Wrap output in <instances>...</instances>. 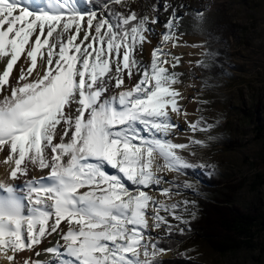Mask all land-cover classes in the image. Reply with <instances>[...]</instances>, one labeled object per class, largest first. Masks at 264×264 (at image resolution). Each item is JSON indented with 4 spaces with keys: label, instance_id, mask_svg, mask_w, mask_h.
<instances>
[{
    "label": "snow or ice",
    "instance_id": "obj_1",
    "mask_svg": "<svg viewBox=\"0 0 264 264\" xmlns=\"http://www.w3.org/2000/svg\"><path fill=\"white\" fill-rule=\"evenodd\" d=\"M169 8L145 61L158 20L133 0H0V264H164L173 236L191 232L197 205L182 195L199 193L178 177L213 174L188 157L217 140L219 121L188 119L191 73L168 51L182 17ZM191 15L205 37L191 47L223 43L203 10ZM218 55L205 50L195 66H220ZM180 120L186 143L175 142Z\"/></svg>",
    "mask_w": 264,
    "mask_h": 264
},
{
    "label": "rangeland",
    "instance_id": "obj_2",
    "mask_svg": "<svg viewBox=\"0 0 264 264\" xmlns=\"http://www.w3.org/2000/svg\"><path fill=\"white\" fill-rule=\"evenodd\" d=\"M193 1L196 3L194 10L214 13L215 17L210 20L206 31L223 42L210 40L206 48H198L193 63L180 70L185 74L191 73L190 78L185 76L183 79L194 91L196 106L193 121L199 115H203L209 123L219 121V126L212 132L217 140L206 149H193L194 160L216 165L210 177L202 170L196 171L197 176L212 180L216 185L206 186L204 190L209 191L203 192L200 180L187 177V173L193 172L188 169L186 175L178 179L192 182L199 194L187 190L182 198L195 201L218 198L219 191L222 193V188L227 185L224 189L235 208L240 212L258 210L259 216L264 217V0ZM133 3L137 12L147 11L150 16L154 14L158 24H162L171 12V8L164 11L165 3L179 8V0H133ZM154 5L157 8L155 13L152 12ZM202 39L205 37L202 36ZM205 50L219 53L215 59L220 66L211 62L206 70L195 66V61L202 58ZM224 72L227 75L222 74ZM197 100L208 103L200 105ZM197 108L202 111L197 112ZM257 127H261L259 139H256ZM189 135L205 138V134L199 132ZM260 174L261 185L253 187L256 175ZM196 210L195 219L198 218V208ZM211 211L208 231L218 233L219 219L226 215V209L220 206L217 211ZM263 228L254 230L251 247L224 254L215 251L210 240L194 239L190 233L185 237L174 235L175 247L163 255L162 260L177 259L184 264H264ZM190 248L192 251L186 258L178 256V252Z\"/></svg>",
    "mask_w": 264,
    "mask_h": 264
},
{
    "label": "trees",
    "instance_id": "obj_3",
    "mask_svg": "<svg viewBox=\"0 0 264 264\" xmlns=\"http://www.w3.org/2000/svg\"><path fill=\"white\" fill-rule=\"evenodd\" d=\"M199 74H201V71H199ZM256 129V139H259L261 137V127H257ZM187 174V177H194L202 182L200 187H203V192L209 191L204 190L206 186L216 185V183L213 184L212 180L200 179L196 172L195 174H193V172ZM256 180L253 187H256L258 184L261 185V174L256 175ZM224 188L227 189V185H225ZM224 188H222V193L219 191L220 196H217L218 198H208L207 200L204 198L196 201L198 218L191 221L190 232L194 239L210 240L209 243L214 250L223 254L243 247H251L250 241L254 230L264 226V217L261 214L259 216L258 210L240 212L234 207L229 198L230 195L226 193ZM219 205L226 209V215L224 214L225 216L219 219L220 231L218 233L209 232L207 226V222L209 221L208 218L211 216V210L217 211L220 207ZM212 226L213 225H211V227ZM175 237H173L172 240L175 239ZM178 241L181 240L178 239ZM163 262L164 264H184L177 259L163 260Z\"/></svg>",
    "mask_w": 264,
    "mask_h": 264
},
{
    "label": "bare ground",
    "instance_id": "obj_4",
    "mask_svg": "<svg viewBox=\"0 0 264 264\" xmlns=\"http://www.w3.org/2000/svg\"><path fill=\"white\" fill-rule=\"evenodd\" d=\"M181 5H183L184 7H181ZM195 5H196V3L194 4L193 0H179V3H178L179 8H177V15L182 17L180 24H179V31L181 33H184V34L179 36L177 47H175V48H172L171 46L168 47V51L170 53H172L173 55H178L181 58L180 64L177 68L178 71L182 70L183 68H188L190 65L189 62L193 63V61L195 60V57L198 54L199 49L191 47V45L200 43L201 41L204 40V39H202L201 35L197 34L194 31L193 26H192L193 21H192L191 13L194 10ZM186 12L188 14H185ZM204 14L206 16V23L204 25V27L206 29L208 27L210 20H213L215 15L212 12H205ZM167 18H168V16H166L164 18V21L162 22V24L157 23L156 25H153V29H154L155 33L152 36L153 38L151 41V45L150 46L145 45V47H144L143 58L145 59V61L150 60L151 49L153 47H155V45L158 43V41L160 39V33L163 31L162 25L167 20ZM22 59H23V57H22ZM14 71H15V69H14ZM188 86H189V84L183 83V85L180 88L182 94L185 96V99L183 101H181V103L184 105V107L187 109V111L190 114L188 117L189 121H193V116H194L196 104H195V100H194V91L191 90ZM185 127H186V125L184 124L183 120H180L179 121V128L181 130L180 137L178 139H176L175 142H181V143L186 142L185 133L183 131L185 129ZM188 135H189V133H188ZM184 154L187 155V153H184ZM188 158L190 160L195 159L194 157H188ZM4 171H5V165L3 163V153L0 152V179H3ZM35 174L37 176L42 175V173L39 171H37ZM169 176H171V174H169ZM15 183L19 184L20 182L16 181ZM53 236H55V234H53ZM53 243H55V241H53ZM43 246L47 247L50 245L45 243ZM21 258H23V255L21 256ZM34 258L44 259L45 257L43 254H41L40 257H34Z\"/></svg>",
    "mask_w": 264,
    "mask_h": 264
}]
</instances>
